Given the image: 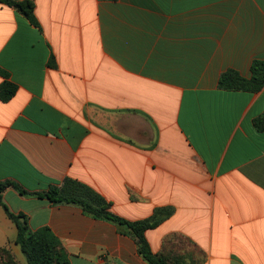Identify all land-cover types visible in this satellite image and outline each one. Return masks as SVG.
<instances>
[{
	"label": "crops",
	"instance_id": "0c3cea01",
	"mask_svg": "<svg viewBox=\"0 0 264 264\" xmlns=\"http://www.w3.org/2000/svg\"><path fill=\"white\" fill-rule=\"evenodd\" d=\"M25 1V0H16ZM0 3V183L70 264H150L114 223L44 194L81 182L129 221L173 214L146 238L169 264H264V87L220 89L264 60V0ZM0 205V264H28Z\"/></svg>",
	"mask_w": 264,
	"mask_h": 264
},
{
	"label": "trees",
	"instance_id": "16d2710c",
	"mask_svg": "<svg viewBox=\"0 0 264 264\" xmlns=\"http://www.w3.org/2000/svg\"><path fill=\"white\" fill-rule=\"evenodd\" d=\"M0 3L22 12L31 21L33 19L34 2L31 0H0ZM220 89L226 91L259 92L264 87V60H254L251 65V76L245 78L235 70L224 72L219 79ZM16 92V86L10 82L0 85V99L9 101ZM254 127L258 132L264 131V113L254 119ZM13 186L23 195H28L12 182L0 183V205L7 216L16 224L18 233L16 243L20 245L28 264H70V260L63 251L61 241L52 233L50 228L44 227L32 230L29 219L24 214H14L3 200L4 192ZM45 197L53 204H73L80 207L86 215L95 219L108 221L117 225L120 231L132 237L138 247V252L150 264H169L163 256L155 255L146 238L148 230L158 227L173 214L172 208H158L147 219L129 221L111 211V205L104 197L91 187L72 179H66L60 187H53L48 192L34 194Z\"/></svg>",
	"mask_w": 264,
	"mask_h": 264
}]
</instances>
